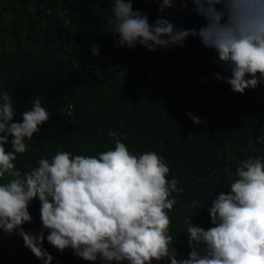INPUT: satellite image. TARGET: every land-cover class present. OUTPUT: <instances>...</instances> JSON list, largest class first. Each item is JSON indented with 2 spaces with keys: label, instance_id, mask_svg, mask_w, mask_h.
Here are the masks:
<instances>
[{
  "label": "trees",
  "instance_id": "obj_1",
  "mask_svg": "<svg viewBox=\"0 0 264 264\" xmlns=\"http://www.w3.org/2000/svg\"><path fill=\"white\" fill-rule=\"evenodd\" d=\"M113 2L0 0V92L13 97L15 121L31 109L33 98L51 114L40 133L26 139L28 151L15 163L29 171L41 157L50 159L58 151L97 156L114 150L110 130L133 154L156 152L171 169L168 178L180 181L181 191L173 193L177 203L168 214L177 258H187L191 249L184 218L193 217V224L207 230L212 226L208 208L229 190L236 167L249 157L264 158V140H258L264 135V83L244 94L233 92L216 78L230 72L198 38L156 51L115 46L116 37L105 31ZM133 7L150 24L161 17L154 0H134ZM163 16L180 29L198 30L204 24L191 3L187 9L177 3ZM94 44L98 56L91 52ZM70 105L72 115L66 110ZM187 113L203 123H194ZM5 147L11 150L10 144ZM29 211L33 223L24 228L39 233L38 199ZM43 247L53 257L51 264H93L71 249L57 251L47 239ZM0 256L2 264H43L18 235H0Z\"/></svg>",
  "mask_w": 264,
  "mask_h": 264
},
{
  "label": "clouds",
  "instance_id": "obj_2",
  "mask_svg": "<svg viewBox=\"0 0 264 264\" xmlns=\"http://www.w3.org/2000/svg\"><path fill=\"white\" fill-rule=\"evenodd\" d=\"M154 2L161 17L150 24L146 14L134 9V0H114L105 31L116 37L115 46L156 51L198 38L230 72L227 78H216L233 92L244 94L264 83V0ZM177 3L185 9L194 5L203 26L180 29L164 18ZM91 52L98 56V45ZM96 75L103 79L101 69ZM16 114L13 97L0 92V180H6L0 183V235L21 237L43 264L53 260L43 247L45 239L57 251L71 249L93 264H264V158L249 157L236 167L229 190L220 192L208 208L212 226L207 230L193 224V217L184 218L191 250L187 258H177L168 213L177 203L173 193L181 191L180 181L168 178L171 169L163 156L154 151L133 154L110 130L114 150L97 156L58 151L22 171L15 162L28 151L26 139L40 133L51 114L39 98H33L21 121H15ZM37 199L41 230L33 233L24 225L33 223L29 207Z\"/></svg>",
  "mask_w": 264,
  "mask_h": 264
},
{
  "label": "built area",
  "instance_id": "obj_3",
  "mask_svg": "<svg viewBox=\"0 0 264 264\" xmlns=\"http://www.w3.org/2000/svg\"><path fill=\"white\" fill-rule=\"evenodd\" d=\"M66 110H67L68 114L72 115L73 112H74V107H73L72 105H70V106H68V107L66 108Z\"/></svg>",
  "mask_w": 264,
  "mask_h": 264
},
{
  "label": "water",
  "instance_id": "obj_4",
  "mask_svg": "<svg viewBox=\"0 0 264 264\" xmlns=\"http://www.w3.org/2000/svg\"><path fill=\"white\" fill-rule=\"evenodd\" d=\"M0 264H2V262H1V256H0Z\"/></svg>",
  "mask_w": 264,
  "mask_h": 264
}]
</instances>
